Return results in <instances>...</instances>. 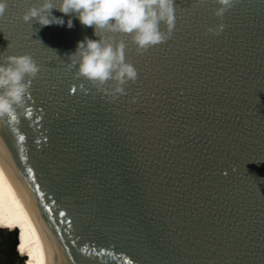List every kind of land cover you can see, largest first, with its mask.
I'll use <instances>...</instances> for the list:
<instances>
[{
    "label": "water",
    "instance_id": "1",
    "mask_svg": "<svg viewBox=\"0 0 264 264\" xmlns=\"http://www.w3.org/2000/svg\"><path fill=\"white\" fill-rule=\"evenodd\" d=\"M40 2L0 15V62L40 66L0 146L43 219L47 264H264V0L222 17L218 0H175L173 35L144 51L97 29L138 69L115 98L67 66L94 26L56 8L65 25L25 22Z\"/></svg>",
    "mask_w": 264,
    "mask_h": 264
},
{
    "label": "clouds",
    "instance_id": "2",
    "mask_svg": "<svg viewBox=\"0 0 264 264\" xmlns=\"http://www.w3.org/2000/svg\"><path fill=\"white\" fill-rule=\"evenodd\" d=\"M218 3L220 7L215 14L222 17L234 0H218ZM6 8L7 0H0V15ZM54 8L76 16L85 26H94L93 32L97 37V29L131 35L138 51L168 41L176 25L175 0H41L38 6L28 7L22 19L25 22L35 19L42 27L65 25L63 16L53 14ZM72 15L66 22L68 28L74 26ZM162 24L166 25V31ZM223 27V24L209 27L208 31L219 34ZM126 46L123 40L85 36L77 42L74 51L66 54L69 57L67 66L69 69L75 67L78 76L115 98L126 94L125 85L129 81L138 79V69L126 59ZM39 72V64L27 53L11 54L5 57V62H0V118L13 120L17 116L18 110L25 105L31 80ZM109 81L114 82L113 85L104 88Z\"/></svg>",
    "mask_w": 264,
    "mask_h": 264
},
{
    "label": "bare ground",
    "instance_id": "3",
    "mask_svg": "<svg viewBox=\"0 0 264 264\" xmlns=\"http://www.w3.org/2000/svg\"><path fill=\"white\" fill-rule=\"evenodd\" d=\"M0 229L19 232L18 251L25 264L48 263L43 223L21 178L0 146Z\"/></svg>",
    "mask_w": 264,
    "mask_h": 264
},
{
    "label": "rangeland",
    "instance_id": "4",
    "mask_svg": "<svg viewBox=\"0 0 264 264\" xmlns=\"http://www.w3.org/2000/svg\"><path fill=\"white\" fill-rule=\"evenodd\" d=\"M16 232V229H0V264H21L23 259L17 251L18 240L15 248L12 245Z\"/></svg>",
    "mask_w": 264,
    "mask_h": 264
},
{
    "label": "snow or ice",
    "instance_id": "5",
    "mask_svg": "<svg viewBox=\"0 0 264 264\" xmlns=\"http://www.w3.org/2000/svg\"><path fill=\"white\" fill-rule=\"evenodd\" d=\"M2 32H3V31H2ZM9 40H10V39H9ZM10 41H11V40H10ZM10 44H11V42H10ZM52 61H55V60H50V61H49V67L54 68V67H56V62H55L54 65H52V64L50 63V62H52ZM71 91L75 92L76 89H75V88H71ZM28 115H29V116L32 115V112H31L30 110L28 111ZM15 119H16V117H13V120H15ZM19 139H20V140H24L25 137L21 135V136L19 137Z\"/></svg>",
    "mask_w": 264,
    "mask_h": 264
},
{
    "label": "trees",
    "instance_id": "6",
    "mask_svg": "<svg viewBox=\"0 0 264 264\" xmlns=\"http://www.w3.org/2000/svg\"><path fill=\"white\" fill-rule=\"evenodd\" d=\"M19 242V241H18ZM16 244H17V241L15 240L14 242H13V247L15 248V246H16ZM18 251V250H17ZM18 254H19V251H18Z\"/></svg>",
    "mask_w": 264,
    "mask_h": 264
}]
</instances>
